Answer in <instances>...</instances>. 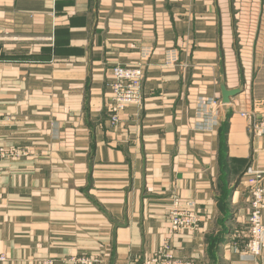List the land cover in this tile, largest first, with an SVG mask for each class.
Segmentation results:
<instances>
[{"label":"crops","instance_id":"1","mask_svg":"<svg viewBox=\"0 0 264 264\" xmlns=\"http://www.w3.org/2000/svg\"><path fill=\"white\" fill-rule=\"evenodd\" d=\"M139 63L142 100L112 127V67ZM223 85L240 90L227 104ZM202 97L218 104L210 130ZM260 121L264 0H0V149L20 153L0 160V264H149L166 239L212 264L225 229L222 264H247ZM173 194L193 228L171 230Z\"/></svg>","mask_w":264,"mask_h":264},{"label":"built area","instance_id":"2","mask_svg":"<svg viewBox=\"0 0 264 264\" xmlns=\"http://www.w3.org/2000/svg\"><path fill=\"white\" fill-rule=\"evenodd\" d=\"M111 90L112 99L109 104V122L112 127L117 126L121 121L122 113L133 104H139L143 96V79L144 66L137 64L135 66L127 64H116L112 67ZM218 104L212 97L200 98L197 108L196 117L198 121L196 125L201 130H210L213 128V119L218 121ZM248 117V113H242ZM252 119L256 120L252 114ZM258 134L264 133V121H260L255 125ZM20 155L16 150L0 149V160L5 158L18 157ZM256 174L255 183L250 191L249 203V228L247 233V241L242 249L236 247L240 251L242 259L247 264H260L264 253V185L262 183V172L252 171ZM173 203L169 209L168 220L170 228L174 232H181L193 228L199 221L197 209L184 207L178 194H173ZM192 207V205L189 204ZM169 242L162 244L161 249L153 257L149 259V264H192L177 259ZM3 260L5 257L0 256ZM75 264H96L101 262L99 257L87 255H79L71 259ZM41 264H55L52 259H45ZM195 264V263H194Z\"/></svg>","mask_w":264,"mask_h":264},{"label":"trees","instance_id":"3","mask_svg":"<svg viewBox=\"0 0 264 264\" xmlns=\"http://www.w3.org/2000/svg\"><path fill=\"white\" fill-rule=\"evenodd\" d=\"M224 159H225V155H224V152L222 151L221 160H220L222 165L225 163ZM225 179L223 180L224 185L222 186V192L224 193V199L222 198V201H225V199L228 198L229 193H230V188L229 189L227 188ZM225 231L227 232V229H225ZM226 232H223L222 234L215 236V237H210L208 239V252L209 254H212V259L215 260L217 264H222L221 245L222 243L225 242Z\"/></svg>","mask_w":264,"mask_h":264},{"label":"water","instance_id":"4","mask_svg":"<svg viewBox=\"0 0 264 264\" xmlns=\"http://www.w3.org/2000/svg\"><path fill=\"white\" fill-rule=\"evenodd\" d=\"M221 89H222V102L224 104L229 103L231 98L234 97L235 95H237L240 92L239 89L229 90V89L226 88L225 85H223Z\"/></svg>","mask_w":264,"mask_h":264},{"label":"rangeland","instance_id":"5","mask_svg":"<svg viewBox=\"0 0 264 264\" xmlns=\"http://www.w3.org/2000/svg\"><path fill=\"white\" fill-rule=\"evenodd\" d=\"M172 203H173V198H172ZM175 232V231H174ZM175 233H178V232H175ZM165 242H169L170 244H171V242H170V240L169 239H166L165 241H164V243ZM171 246H172V244H171ZM172 248L174 249V247L172 246ZM161 249V246L158 248V250L156 251V252H154L153 254H152V256L151 257H153L156 253H158V251ZM174 253H175V256L177 257V259H179V260H183V261H187V262H191V261H188V260H184V259H182V258H180V257H178L177 256V254H176V252H175V249H174V251H173ZM210 261L212 262V264H217L216 262H215V260H213L212 259V254H210ZM101 262H99V263H96V264H100ZM192 264H194V263H192Z\"/></svg>","mask_w":264,"mask_h":264}]
</instances>
